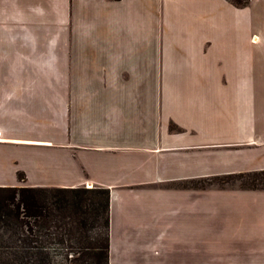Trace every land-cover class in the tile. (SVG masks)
I'll use <instances>...</instances> for the list:
<instances>
[{
    "label": "crops",
    "instance_id": "0c3cea01",
    "mask_svg": "<svg viewBox=\"0 0 264 264\" xmlns=\"http://www.w3.org/2000/svg\"><path fill=\"white\" fill-rule=\"evenodd\" d=\"M260 173L264 0H0V188L108 190V264H264Z\"/></svg>",
    "mask_w": 264,
    "mask_h": 264
},
{
    "label": "trees",
    "instance_id": "16d2710c",
    "mask_svg": "<svg viewBox=\"0 0 264 264\" xmlns=\"http://www.w3.org/2000/svg\"><path fill=\"white\" fill-rule=\"evenodd\" d=\"M228 1L237 7H244L250 0ZM20 179L23 178L20 176ZM101 190L103 202L97 204L89 216L74 219L68 211L80 210V204L70 203L65 196H54L50 203H46L40 198L45 189L0 188V193L4 194L0 197V211H5L2 219L11 226L13 236L21 234L19 240L22 242L19 247H6L14 255L20 254L21 262L5 264H108L109 192ZM51 191L67 195L78 192V189ZM57 252H61L62 262H57L56 256H53Z\"/></svg>",
    "mask_w": 264,
    "mask_h": 264
},
{
    "label": "rangeland",
    "instance_id": "374dc122",
    "mask_svg": "<svg viewBox=\"0 0 264 264\" xmlns=\"http://www.w3.org/2000/svg\"><path fill=\"white\" fill-rule=\"evenodd\" d=\"M42 1V0H41ZM37 3V0H34ZM57 49H61L64 47L65 41L64 36H59L58 39ZM47 41H41L40 48H46ZM217 187H230V188H264V175L262 174H255L249 175L245 178H223L218 179L215 182ZM78 192L76 193H69L67 195L62 194H55L51 191V189H45L46 192L40 195L41 200L45 201L46 203H50L53 200L54 196L59 195L60 197L65 196L71 202H79L80 210L79 209H70L68 212L73 216L74 219L83 218L84 216H89L94 207L103 202V194L101 189L92 188L88 186H83L77 188ZM89 191V192H87ZM4 196V194L0 193V197ZM100 214L101 208L99 207ZM86 212V213H85ZM103 214V213H102ZM5 211H0V264L2 263H19L22 260V256L20 254L14 255L10 249H6L7 246H22V242L19 240L21 239V234L18 233L16 236L12 235V231L10 229L11 226L7 225L2 217H4ZM9 224V222H8ZM58 247V246H57ZM61 252H57L56 261L62 262L64 259L59 255Z\"/></svg>",
    "mask_w": 264,
    "mask_h": 264
},
{
    "label": "bare ground",
    "instance_id": "6f19581e",
    "mask_svg": "<svg viewBox=\"0 0 264 264\" xmlns=\"http://www.w3.org/2000/svg\"><path fill=\"white\" fill-rule=\"evenodd\" d=\"M89 187H92V186H89Z\"/></svg>",
    "mask_w": 264,
    "mask_h": 264
}]
</instances>
